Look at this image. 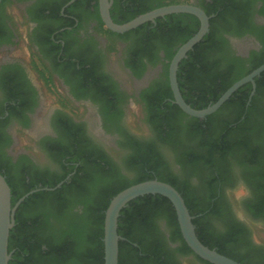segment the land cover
Returning <instances> with one entry per match:
<instances>
[{"label": "flooded vegetation", "instance_id": "flooded-vegetation-1", "mask_svg": "<svg viewBox=\"0 0 264 264\" xmlns=\"http://www.w3.org/2000/svg\"><path fill=\"white\" fill-rule=\"evenodd\" d=\"M172 1L196 5L204 12L213 10L207 15L215 17L211 39L220 49L210 62L219 68L235 57L245 61L240 68L250 66L264 52V0H109V13L114 22V17H128L142 7L153 6L151 11ZM37 2L10 0L7 33H0V40L8 39L0 43V163L9 168L14 188L23 192L30 184L39 188L60 178L61 186L76 173L80 186L92 181L103 183V188L133 180L141 168H130L126 160L151 150L160 172L199 205L200 215L216 202L220 216H207L205 222L214 236L233 228L240 232L241 253L264 254V242L256 235L264 230V217L253 215L248 207L261 195L256 186L264 174V155H258L256 163L240 164L243 153L233 146L241 140L235 133L219 132L213 122L207 127L206 117L199 119L204 132L188 136L194 121L190 116L181 118L173 108L168 76L163 74L171 60L165 59L166 51L176 52L179 46H174L177 40L171 27L175 23L190 28L193 17L198 18L171 13L116 33L102 22L99 0H75L61 7L51 0L47 7L60 12L47 10L38 17L44 4L35 8ZM152 30L157 37L150 34ZM148 35L150 46L142 43ZM168 91L172 99L166 96ZM252 91L251 84L248 104L256 81L251 95ZM257 104L263 106L264 99L258 98ZM157 126L170 134L168 140L160 139ZM129 143L136 145L135 150ZM248 144L256 146V139ZM221 145L231 148L222 159L217 152ZM206 160L218 165V171ZM61 196L68 202L71 194L64 188ZM83 210L80 203L72 207L76 214ZM154 225L153 241L171 262L205 264L193 253L178 251L181 242L171 239L164 220L156 218Z\"/></svg>", "mask_w": 264, "mask_h": 264}, {"label": "trees", "instance_id": "trees-1", "mask_svg": "<svg viewBox=\"0 0 264 264\" xmlns=\"http://www.w3.org/2000/svg\"><path fill=\"white\" fill-rule=\"evenodd\" d=\"M51 0H38L35 8L44 4L39 9L38 16H43L45 11L51 14L59 13V8L49 9L45 3ZM58 2V6H62L69 0H52ZM10 0H1L0 2V33H7L6 15L7 4ZM172 4L177 3L172 1ZM160 6V3L157 5ZM146 8V7H145ZM144 7L129 16L114 17V22L123 24L133 19L139 14L149 11ZM207 15L213 14L205 8ZM66 13V10H65ZM175 16V15H174ZM6 18V20H5ZM35 19V17L33 18ZM194 23L190 28H185L178 24L171 27V35H174L176 42L174 46L185 43L199 29L200 22L193 17ZM215 17L209 19L210 32L198 42L191 51L187 53V58L179 63L177 70V82L181 95L185 102L194 109H203L209 104L214 103L234 82L244 77L258 66L264 64V52L255 59L250 66L240 68V62L244 63L240 58H233L227 63L226 67H218L210 62L211 56L220 49L218 43L212 42L211 35L213 32V23ZM10 21V20H9ZM158 26L159 19L157 20ZM150 34L157 37L155 30L149 31ZM146 35V34H145ZM146 38V41H145ZM8 39L3 38L1 42ZM146 42L150 46L149 35L142 39V43ZM166 42V40H165ZM264 42V41H263ZM178 46V47H179ZM175 50L166 51L165 59H171ZM135 53L133 56H138ZM189 61V68L186 71L185 62ZM157 62L156 60L154 61ZM188 62V63H189ZM249 62V61H248ZM168 64L163 67V74L167 79ZM136 76L141 75V71L137 72L133 69ZM256 81V91L251 97L248 104V97L251 91V83H246L236 90L233 95L214 113L208 115L203 121L208 127L212 122L218 125L219 132L226 134L235 133L240 139L233 146V149L243 153L240 164H249L258 162L255 159L258 155H264V104L258 106L257 100L260 97L264 99V71L260 74ZM197 93V98H195ZM166 96H171L168 91ZM169 104V103H168ZM173 108L178 112L181 118L187 117L177 105ZM118 118V115H115ZM194 121L192 129H189L188 136L196 137L204 132L203 125L199 118L191 117ZM151 122V121H150ZM153 122V121H152ZM27 123H25V126ZM251 126V128H248ZM158 127V126H157ZM161 140H168L170 134L159 128L156 129ZM166 136H165V135ZM256 139V146L250 147L249 141ZM134 144L139 145L134 141ZM129 143L128 146L135 150L136 145ZM231 148L221 145L218 147V154L221 159ZM139 151L134 152L137 154ZM133 154V155H134ZM143 156V157H142ZM151 155L150 151H143L139 155H134L131 160H126V165L130 168H141L138 175L133 180H125L113 183L106 187L100 188L103 183H94L88 186H80L76 184V175L65 184L63 183L55 190H40L29 195L14 212V225L9 232L8 251L11 258L8 264H104L103 253V223L104 212L111 200L121 190L126 187L142 181L157 179L172 185L183 197L185 205L193 217L192 223L195 227V233L198 239L207 247L215 249L220 254L230 257L241 264H264V254L255 252L251 255L250 251L241 253L238 248L241 240L240 232L230 228L226 234L216 237L213 235L212 229L205 224L206 217L210 215L220 216V210L216 207V202L210 206L207 213L200 215L202 210L198 204L190 201L183 189L176 185L175 180L160 172L158 163ZM199 158L195 161L198 162ZM207 166L218 171V165H213L211 161L206 160ZM0 173L5 177L11 189V204L16 201L29 190L36 186L30 184L26 186L23 192H19L14 188L13 177L3 163H0ZM262 181L264 174L260 175ZM61 179V178H60ZM60 179L52 182H43L41 187L53 188ZM219 180V178L217 179ZM256 186L260 189L261 195L258 197L255 205L248 206L255 216L264 217V183ZM86 187V188H85ZM65 193H70V200L67 202L61 196L62 189ZM86 196V197H84ZM80 203L84 210L81 214L72 212V207ZM24 210H28V214H24ZM156 218L164 220L171 232V239L181 242L178 251L181 254L193 253L186 245L182 238L177 222L175 210L171 202L164 196L158 194H149L135 198L130 201L126 207L120 211L118 218L117 232L121 239L119 240V256L118 264H176L164 255L158 243H154L153 235L155 234L154 221ZM194 254V253H193ZM196 256V255H195ZM197 260L205 264H211L196 256Z\"/></svg>", "mask_w": 264, "mask_h": 264}, {"label": "water", "instance_id": "water-1", "mask_svg": "<svg viewBox=\"0 0 264 264\" xmlns=\"http://www.w3.org/2000/svg\"><path fill=\"white\" fill-rule=\"evenodd\" d=\"M74 1L75 0H70L67 5ZM109 8V0H99V14L102 22L106 28L116 33L127 32L146 21H152L158 16L171 13H189L198 18L200 22L199 29L185 43L178 47L168 64L167 70L168 81L173 94L172 102L175 103L186 115L199 119L211 115L212 113L216 112L236 90L246 83H251L253 85V91L251 92V95L253 94L255 87L254 80L264 71V64L258 66L250 73L234 82L214 103L209 104L203 109H194L183 99L176 77L179 63L187 56V53L202 40L209 30V17L198 6L188 3L170 4L140 14L123 24H117L113 22L110 17ZM60 184H58L56 187H59ZM56 187H39L31 189L22 195L14 205H12L11 189L5 177L0 173V264H8L11 258V254L8 251V238L9 232L14 225V212L16 208L29 195L40 190H53ZM149 194H158L164 196L171 202L176 213L182 238L196 256L211 264H241L230 257L220 254L215 249L205 246L198 239L195 233V227L192 223L193 217L190 215L181 194L172 185L157 179H150L132 184L111 198L104 212L102 238L104 264H118L119 240L121 237L117 232V228L120 211L135 198Z\"/></svg>", "mask_w": 264, "mask_h": 264}, {"label": "rangeland", "instance_id": "rangeland-1", "mask_svg": "<svg viewBox=\"0 0 264 264\" xmlns=\"http://www.w3.org/2000/svg\"><path fill=\"white\" fill-rule=\"evenodd\" d=\"M133 121V120H132ZM135 124V123H134ZM26 143V142H25ZM132 177L134 176V175H131ZM257 238L258 239H260L261 241H263L264 242V230H262V229H259V230H257Z\"/></svg>", "mask_w": 264, "mask_h": 264}]
</instances>
